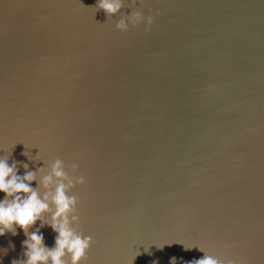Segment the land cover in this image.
<instances>
[{"label": "water", "instance_id": "water-1", "mask_svg": "<svg viewBox=\"0 0 264 264\" xmlns=\"http://www.w3.org/2000/svg\"><path fill=\"white\" fill-rule=\"evenodd\" d=\"M97 3L0 0V159L36 172L41 198L56 158L85 177L69 215L95 241L82 264H264V0ZM17 233L0 264L26 259Z\"/></svg>", "mask_w": 264, "mask_h": 264}, {"label": "clouds", "instance_id": "clouds-1", "mask_svg": "<svg viewBox=\"0 0 264 264\" xmlns=\"http://www.w3.org/2000/svg\"><path fill=\"white\" fill-rule=\"evenodd\" d=\"M96 6L104 10L108 17H112L121 13L124 3L123 0H98ZM145 19L144 13L136 10L126 15V18L120 19L116 23V28L127 32L129 21L132 26L138 27ZM153 23L154 17H147V24L151 26ZM24 167L27 169L28 165L24 164ZM78 167L77 164H72L74 172L78 171ZM64 169V161L56 158L51 165V173L39 181L47 190L41 198L40 192L31 187V183L37 180L36 172H27L20 176L17 174L18 169L15 164L9 165L7 158L0 159V192L5 194V199L0 201V236L5 235L6 232L16 235L17 228H20L28 237L23 241L27 249L24 252L26 259L13 260L12 264H49V262L50 264H69V261L65 259L66 256L71 257L70 264H82L88 259V253L95 241L92 236L76 233L69 219L71 213L77 212L79 204L78 199L70 193L77 185H84L86 179L83 175L70 177ZM50 205H55L54 212ZM46 213H51L50 221L45 219ZM72 220L79 222L80 218L75 215L72 216ZM38 221L41 227L48 225L57 233L55 247L48 248L45 245L44 236L39 229L35 232L29 231ZM163 248L160 249L163 250ZM184 249L191 250L185 246ZM170 264H177L175 256L171 257ZM188 264H225V262L206 254L203 258ZM227 264H235V262L228 261Z\"/></svg>", "mask_w": 264, "mask_h": 264}]
</instances>
